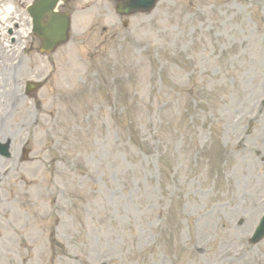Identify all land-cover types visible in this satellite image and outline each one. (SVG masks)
Listing matches in <instances>:
<instances>
[{
	"label": "rangeland",
	"instance_id": "374dc122",
	"mask_svg": "<svg viewBox=\"0 0 264 264\" xmlns=\"http://www.w3.org/2000/svg\"><path fill=\"white\" fill-rule=\"evenodd\" d=\"M201 1L162 0L126 30L116 20L112 31L128 34L105 41L110 23L88 29L94 18L77 13L70 44L42 68L58 99L47 86L0 124L17 156L0 159V264H30L26 255L43 251L34 264H73L80 254L81 264L255 262L250 248L243 261L232 262L237 248L227 261L218 255L229 236L224 216L232 218L221 206L223 179L247 188L250 210V181L258 173L264 184V0ZM193 6L200 15L190 19ZM14 173L49 190L47 213L32 211L40 202L29 204L34 187L24 195V183L20 207L12 202ZM244 225L250 231L252 219Z\"/></svg>",
	"mask_w": 264,
	"mask_h": 264
},
{
	"label": "bare ground",
	"instance_id": "6f19581e",
	"mask_svg": "<svg viewBox=\"0 0 264 264\" xmlns=\"http://www.w3.org/2000/svg\"><path fill=\"white\" fill-rule=\"evenodd\" d=\"M17 181H18L17 179H12V183H16Z\"/></svg>",
	"mask_w": 264,
	"mask_h": 264
}]
</instances>
